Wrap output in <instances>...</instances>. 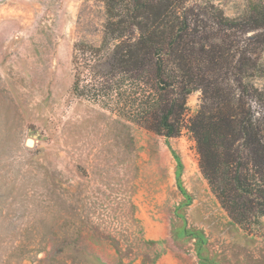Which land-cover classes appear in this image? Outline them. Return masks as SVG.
I'll return each instance as SVG.
<instances>
[{
	"label": "rangeland",
	"instance_id": "obj_1",
	"mask_svg": "<svg viewBox=\"0 0 264 264\" xmlns=\"http://www.w3.org/2000/svg\"><path fill=\"white\" fill-rule=\"evenodd\" d=\"M185 6L224 54V89L238 95L242 55L263 74L242 81L264 91V0ZM105 18L102 0H0V264H264V215L236 223L201 173L187 129L201 89L171 137L127 117L121 98L105 107L72 91L73 49L98 45Z\"/></svg>",
	"mask_w": 264,
	"mask_h": 264
},
{
	"label": "trees",
	"instance_id": "obj_2",
	"mask_svg": "<svg viewBox=\"0 0 264 264\" xmlns=\"http://www.w3.org/2000/svg\"><path fill=\"white\" fill-rule=\"evenodd\" d=\"M102 1V40L75 45L72 91L105 107L121 98L127 117L171 137L182 126L186 96L201 89L204 102L187 124L201 173L236 223L264 215V91L242 81L246 74L263 75L251 73L257 59L241 55L230 63L237 74L238 95L232 96L217 78L224 54H213L215 44L206 48L197 37L202 27L185 0ZM214 17L227 26L228 19ZM204 62L209 70L203 71ZM81 77L89 82L80 85ZM248 98L261 104V118L246 106Z\"/></svg>",
	"mask_w": 264,
	"mask_h": 264
},
{
	"label": "bare ground",
	"instance_id": "obj_3",
	"mask_svg": "<svg viewBox=\"0 0 264 264\" xmlns=\"http://www.w3.org/2000/svg\"><path fill=\"white\" fill-rule=\"evenodd\" d=\"M27 143H28V144H31V142H30L29 140L27 141Z\"/></svg>",
	"mask_w": 264,
	"mask_h": 264
}]
</instances>
